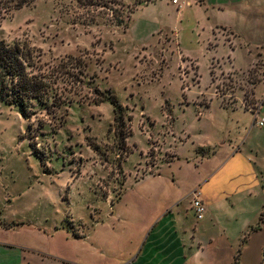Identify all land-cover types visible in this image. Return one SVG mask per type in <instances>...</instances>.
Returning a JSON list of instances; mask_svg holds the SVG:
<instances>
[{"label": "rangeland", "instance_id": "obj_1", "mask_svg": "<svg viewBox=\"0 0 264 264\" xmlns=\"http://www.w3.org/2000/svg\"><path fill=\"white\" fill-rule=\"evenodd\" d=\"M171 1L37 0L0 14V39L30 53L35 70L48 78L50 98L31 108L29 120L0 101V238L24 244L16 247L17 258L5 253L9 262L3 264H29L30 255L43 260L54 228L90 224L91 214L109 206L107 193L120 191L128 174L149 173L163 147L157 133L167 129L172 114L178 118L175 132L214 129L219 114H243L222 109L216 100L207 109L199 106L208 103L196 98L209 87V72L202 54L197 71L181 61L171 38L177 27ZM187 33L186 45L192 41ZM250 73L244 82L234 81L237 90H246L247 109L259 104L246 81L264 79ZM215 75L216 82L225 76ZM217 90L219 96L235 93L229 81ZM100 93L122 105L124 128L114 121L109 101L95 105ZM237 101L235 94L222 100ZM197 114L207 116L198 123ZM122 129L131 136L121 139ZM145 150L147 165L140 158Z\"/></svg>", "mask_w": 264, "mask_h": 264}, {"label": "crops", "instance_id": "obj_2", "mask_svg": "<svg viewBox=\"0 0 264 264\" xmlns=\"http://www.w3.org/2000/svg\"><path fill=\"white\" fill-rule=\"evenodd\" d=\"M172 4L177 27L171 38L180 47L181 61L197 71L196 56L202 54L209 72L211 83L196 98L208 103L199 106L207 109L216 100L222 109L243 114H219L216 128L196 132H175L178 118L172 114L167 129L157 133L163 147L149 173L128 174L120 191L107 193L109 206L91 214L90 224L71 221V231L54 228L45 258L30 255L29 264H264V127L242 105L246 90L234 87L238 106L224 104L232 94L219 96L212 78L251 71L264 78V0ZM188 30L192 41L186 45ZM198 84L199 77L191 86ZM250 84L249 94L264 113V79ZM206 116L197 114L198 123ZM148 150L140 151L142 163ZM195 191L206 205L200 221L190 205ZM22 245L0 238V264L5 253L19 257L15 249Z\"/></svg>", "mask_w": 264, "mask_h": 264}, {"label": "trees", "instance_id": "obj_3", "mask_svg": "<svg viewBox=\"0 0 264 264\" xmlns=\"http://www.w3.org/2000/svg\"><path fill=\"white\" fill-rule=\"evenodd\" d=\"M35 1L37 0H0V14L7 15L12 11L29 7ZM141 3L138 2V4ZM136 9L135 7L130 9L129 15L131 16ZM129 20L131 19L129 18ZM117 25L128 28L122 20H119ZM34 70L35 66L28 51H24L17 45H9L0 39V101L16 107L24 120L31 118V114H33L31 108L35 104L47 105L50 99L48 78ZM106 101H109L113 107L114 121L124 128L123 107L115 96L112 94L106 96L100 93V98L95 101V105ZM118 134L121 135V139L125 140L132 132L130 129L128 131L122 129Z\"/></svg>", "mask_w": 264, "mask_h": 264}, {"label": "built area", "instance_id": "obj_4", "mask_svg": "<svg viewBox=\"0 0 264 264\" xmlns=\"http://www.w3.org/2000/svg\"><path fill=\"white\" fill-rule=\"evenodd\" d=\"M173 3H176V0H172ZM231 76V77H230ZM228 76L225 75L221 78V80L217 79V82L215 84V90L216 93H218L217 90V84L218 83H222L224 84L226 81L231 82V84L233 85V89H234V84H236V82H238L239 80L241 82H244L243 80H241L242 78H247L249 76V73H244V74H239V73H233L232 75ZM236 81V82H234ZM247 87L250 90V88L253 87L252 84H250V82L246 81ZM244 108H247V102L244 101V103H242ZM250 110L253 112V114L255 115V124L258 127H264V113L262 112V106L260 105H254L250 107ZM191 209L194 212V216L195 219L197 221H200L204 218V215L206 213V205L203 201V199L201 198V195L198 191L193 192L192 196H191Z\"/></svg>", "mask_w": 264, "mask_h": 264}]
</instances>
